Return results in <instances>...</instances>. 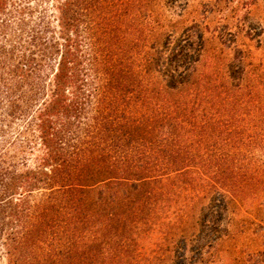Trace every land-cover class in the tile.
<instances>
[{"label": "trees", "instance_id": "1", "mask_svg": "<svg viewBox=\"0 0 264 264\" xmlns=\"http://www.w3.org/2000/svg\"><path fill=\"white\" fill-rule=\"evenodd\" d=\"M10 1L0 0V30ZM56 9L36 53L16 36L0 43V108L11 120L41 63H56L36 115L39 164L0 169L7 264H208L220 245L239 247L244 218L264 228L258 1Z\"/></svg>", "mask_w": 264, "mask_h": 264}, {"label": "rangeland", "instance_id": "2", "mask_svg": "<svg viewBox=\"0 0 264 264\" xmlns=\"http://www.w3.org/2000/svg\"><path fill=\"white\" fill-rule=\"evenodd\" d=\"M263 15L264 0H256ZM238 4L246 3L247 0H235ZM57 4L58 0H11L6 13L1 16L5 21L0 30V43L6 39H21L23 44L28 45L30 51L37 52V41L42 34L51 38L57 28ZM261 7V8H260ZM260 11V10H259ZM247 21H256L250 17ZM34 38V41L30 39ZM33 44V45H32ZM264 52V51H263ZM28 55V51L26 52ZM37 68V55L35 57ZM53 59L43 61L40 66L42 80L36 88L29 91L24 89V112L18 119L11 120L7 117L4 109L0 108V169L11 167L16 171L35 168L44 153L40 143L37 129V110L43 102L50 98L49 85L50 74L55 68ZM38 86V87H37ZM38 92L36 89H38ZM37 92V93H35ZM241 226L247 227L245 235L240 240L237 249L227 248V244L220 245L221 259L208 264H264V228L259 229L248 226L246 218ZM237 231V227L234 228ZM231 252V254H230ZM0 264H7L5 251L0 246Z\"/></svg>", "mask_w": 264, "mask_h": 264}]
</instances>
